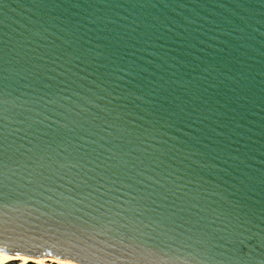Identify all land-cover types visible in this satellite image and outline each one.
I'll return each mask as SVG.
<instances>
[{
	"label": "water",
	"instance_id": "water-1",
	"mask_svg": "<svg viewBox=\"0 0 264 264\" xmlns=\"http://www.w3.org/2000/svg\"><path fill=\"white\" fill-rule=\"evenodd\" d=\"M4 191L30 253L264 264V0H0Z\"/></svg>",
	"mask_w": 264,
	"mask_h": 264
},
{
	"label": "snow or ice",
	"instance_id": "snow-or-ice-1",
	"mask_svg": "<svg viewBox=\"0 0 264 264\" xmlns=\"http://www.w3.org/2000/svg\"><path fill=\"white\" fill-rule=\"evenodd\" d=\"M143 199V197L141 198ZM0 200L3 201V206L7 207L10 201V194L7 191L0 192ZM139 204L136 203L132 206L133 211H138L139 210ZM12 223L5 222L4 219L0 220V252L6 253L9 257L11 258H17L19 256H24V257H56L58 259L64 260L65 258L63 256L57 257L53 253H30L26 251L23 248L15 247L10 244L9 241L3 238V230L11 227ZM132 237L128 233H123L121 235V239H131ZM111 250V249H109ZM71 262V264H77L78 261H80V257L78 255H74L69 259H66ZM27 264V262H26ZM86 264H141L140 261H135V260H130L127 257H124L120 259L119 261L117 260H105V261H88Z\"/></svg>",
	"mask_w": 264,
	"mask_h": 264
},
{
	"label": "clouds",
	"instance_id": "clouds-1",
	"mask_svg": "<svg viewBox=\"0 0 264 264\" xmlns=\"http://www.w3.org/2000/svg\"><path fill=\"white\" fill-rule=\"evenodd\" d=\"M194 258L185 254V260L192 261ZM71 264L70 261L56 257H24L11 258L6 253L0 252V264Z\"/></svg>",
	"mask_w": 264,
	"mask_h": 264
},
{
	"label": "trees",
	"instance_id": "trees-1",
	"mask_svg": "<svg viewBox=\"0 0 264 264\" xmlns=\"http://www.w3.org/2000/svg\"><path fill=\"white\" fill-rule=\"evenodd\" d=\"M13 264H14V262H13ZM77 264H80V263L77 262Z\"/></svg>",
	"mask_w": 264,
	"mask_h": 264
}]
</instances>
